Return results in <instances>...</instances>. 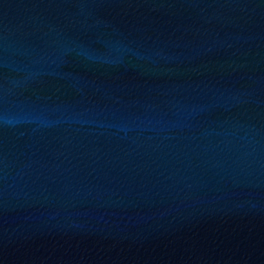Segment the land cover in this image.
Here are the masks:
<instances>
[{"label":"water","instance_id":"water-1","mask_svg":"<svg viewBox=\"0 0 264 264\" xmlns=\"http://www.w3.org/2000/svg\"><path fill=\"white\" fill-rule=\"evenodd\" d=\"M0 264H264V0H0Z\"/></svg>","mask_w":264,"mask_h":264}]
</instances>
